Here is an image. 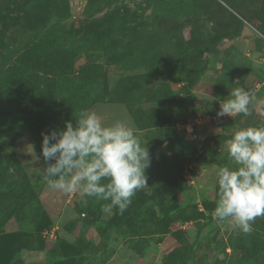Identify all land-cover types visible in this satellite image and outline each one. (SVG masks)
Wrapping results in <instances>:
<instances>
[{
    "label": "rangeland",
    "instance_id": "rangeland-1",
    "mask_svg": "<svg viewBox=\"0 0 264 264\" xmlns=\"http://www.w3.org/2000/svg\"><path fill=\"white\" fill-rule=\"evenodd\" d=\"M232 6L224 0H0V46L24 48L50 25L67 44L94 29L98 42L78 51L69 76L77 87L79 69L89 63L98 74L78 97L81 104L64 110L68 96L59 98V124L75 126L81 111L96 112L105 124L131 127L151 158L148 187L121 215L106 208L108 201L49 188L30 131L0 140V165L16 158L34 192L2 224L0 264H264V216L250 234L213 219L218 170L238 167L225 142L248 117H217L220 101L245 88L255 97L253 117L264 97V36L258 35L264 0H245V16ZM118 11L132 20L107 37L98 17ZM236 18L244 21L240 32ZM262 126L264 117L244 128Z\"/></svg>",
    "mask_w": 264,
    "mask_h": 264
},
{
    "label": "clouds",
    "instance_id": "clouds-1",
    "mask_svg": "<svg viewBox=\"0 0 264 264\" xmlns=\"http://www.w3.org/2000/svg\"><path fill=\"white\" fill-rule=\"evenodd\" d=\"M254 103L249 90L234 88L220 101L216 115L250 116ZM42 135V156L47 165L42 173L53 190L108 201L106 208L122 215L133 197L148 187L149 149L120 121L105 124L96 112L83 110L75 126L66 121L63 130ZM225 143L230 161L238 167L218 170L213 219L250 234L255 219L264 216V126L241 128ZM105 180L108 182L102 183Z\"/></svg>",
    "mask_w": 264,
    "mask_h": 264
},
{
    "label": "trees",
    "instance_id": "trees-1",
    "mask_svg": "<svg viewBox=\"0 0 264 264\" xmlns=\"http://www.w3.org/2000/svg\"><path fill=\"white\" fill-rule=\"evenodd\" d=\"M224 1L246 15L241 9L245 0ZM3 19H9V15L4 14ZM131 20V16L126 17L121 11L112 12L111 17L102 14L98 17L107 37L121 34ZM236 21V31L240 32L244 21L242 18H236ZM54 28L50 25L45 34L24 48L9 47L6 43L0 46V140L15 139L30 131L31 143L39 153L42 152V134L65 128L59 124L63 109L55 110L60 106L59 98L68 96L64 110L71 102L81 104L78 97L98 74L94 64L81 67L78 88L69 76L74 71L78 51L87 50L89 42H98L94 29L84 30L77 44H67L54 33ZM252 119L248 116L237 128L248 126ZM48 123L53 127L44 129ZM33 196L30 179L16 158L0 165V231L3 230L2 224L9 217L17 216L20 207H24ZM243 262L245 264L242 260L239 264Z\"/></svg>",
    "mask_w": 264,
    "mask_h": 264
},
{
    "label": "water",
    "instance_id": "water-1",
    "mask_svg": "<svg viewBox=\"0 0 264 264\" xmlns=\"http://www.w3.org/2000/svg\"><path fill=\"white\" fill-rule=\"evenodd\" d=\"M264 117V97L253 108V119Z\"/></svg>",
    "mask_w": 264,
    "mask_h": 264
}]
</instances>
